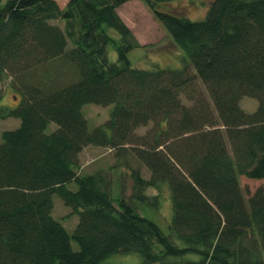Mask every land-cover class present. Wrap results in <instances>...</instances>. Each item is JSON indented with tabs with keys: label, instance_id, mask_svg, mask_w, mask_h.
<instances>
[{
	"label": "trees",
	"instance_id": "1",
	"mask_svg": "<svg viewBox=\"0 0 264 264\" xmlns=\"http://www.w3.org/2000/svg\"><path fill=\"white\" fill-rule=\"evenodd\" d=\"M129 1L0 8V83L56 60L78 75L55 90L23 84L17 108L0 105V120L21 122L0 144V264H104L132 254L140 264H264V189L246 199L240 182L264 179V0H213L201 21L159 8L178 0H142L185 54L177 69L132 63L129 53L143 46L118 14ZM197 81L209 102L195 97ZM245 97L259 102L252 114ZM86 105L112 107L109 120L91 130ZM51 123L58 128L48 133ZM130 144L151 173L132 170L130 197L114 195L106 172H80L87 147ZM164 187L170 236L141 212L160 209ZM55 196L80 217L73 235L54 217Z\"/></svg>",
	"mask_w": 264,
	"mask_h": 264
},
{
	"label": "rangeland",
	"instance_id": "2",
	"mask_svg": "<svg viewBox=\"0 0 264 264\" xmlns=\"http://www.w3.org/2000/svg\"><path fill=\"white\" fill-rule=\"evenodd\" d=\"M70 1L57 0L62 9ZM212 1L178 0L170 3H160L159 8L163 11L180 14V16L191 21H201L206 17ZM4 2L5 0H3L2 4ZM118 14L143 46L129 53V58L135 66L144 69H152L156 66L177 69L181 67L182 63L185 64V54L171 40L164 27L156 19L153 11L142 0H135L122 6L118 10ZM53 24L64 28V22L54 21ZM112 32L114 37L119 38L117 32ZM110 55L114 60L116 53L110 51ZM77 79L78 75L70 64H65L63 60H56L45 66L33 69L26 76L7 77L0 83V105L9 109L17 108L23 99L20 88L23 84H32L47 90H55L56 88L69 85L77 81ZM194 84L192 89L195 91V97L203 96L202 98L209 102V94L205 85L199 81ZM241 106L247 113L252 114L257 110L259 102L256 99L245 97L241 101ZM83 110L90 129L93 130L109 120L112 107L86 105ZM20 125L21 122L18 119L0 120V144L2 143V134L5 131L15 130ZM57 128L56 124L51 123L47 132L52 133ZM150 131H152V125L138 129L136 137H144ZM133 147L134 145L132 144L126 146V148L116 150L108 147H87L80 154V172L84 175L99 171L106 172L113 182L114 195L116 197L120 196L123 189L124 196L128 198L132 194L133 181L131 173L133 169L140 170L145 179H149L151 176L149 170L138 159ZM240 182L246 199L252 197L258 189H264V179L252 180L241 176ZM68 188L71 191H76L78 186L76 183H70ZM147 193L150 196H154L158 194V191L149 189ZM161 197L162 204L160 209L142 208L141 212L148 219L155 222L165 235L170 236L173 211L169 189L164 187L161 191ZM54 217L65 226L70 235H73L80 217L78 214H73L72 209L67 207L58 196L54 197ZM174 242L179 246L183 245L176 240ZM72 246L76 251L79 249L78 244L74 241H72ZM141 262L142 257L139 254H132L112 256L104 264H140Z\"/></svg>",
	"mask_w": 264,
	"mask_h": 264
},
{
	"label": "crops",
	"instance_id": "3",
	"mask_svg": "<svg viewBox=\"0 0 264 264\" xmlns=\"http://www.w3.org/2000/svg\"><path fill=\"white\" fill-rule=\"evenodd\" d=\"M133 1H135V0L129 1V2L125 3V4H123L122 6H124V5H126V4H128V3H130V2H133ZM122 6H121V7H122ZM121 7H119L118 10H119Z\"/></svg>",
	"mask_w": 264,
	"mask_h": 264
},
{
	"label": "water",
	"instance_id": "4",
	"mask_svg": "<svg viewBox=\"0 0 264 264\" xmlns=\"http://www.w3.org/2000/svg\"><path fill=\"white\" fill-rule=\"evenodd\" d=\"M2 2H3V0H0V8H1V6H2Z\"/></svg>",
	"mask_w": 264,
	"mask_h": 264
}]
</instances>
